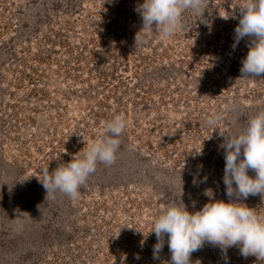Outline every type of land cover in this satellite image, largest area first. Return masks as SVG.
I'll return each instance as SVG.
<instances>
[{
	"label": "rangeland",
	"instance_id": "rangeland-1",
	"mask_svg": "<svg viewBox=\"0 0 264 264\" xmlns=\"http://www.w3.org/2000/svg\"><path fill=\"white\" fill-rule=\"evenodd\" d=\"M142 3L0 0V264H169L166 235L153 258L155 218L173 203L199 210L208 189L229 199L221 144L264 111V73L240 72L250 39L233 47L245 0H203L174 35L154 25L135 46ZM117 114L128 124L114 163L78 199L46 198L41 170L82 155ZM243 202L264 217L259 194ZM190 259L264 264L208 243Z\"/></svg>",
	"mask_w": 264,
	"mask_h": 264
},
{
	"label": "clouds",
	"instance_id": "clouds-1",
	"mask_svg": "<svg viewBox=\"0 0 264 264\" xmlns=\"http://www.w3.org/2000/svg\"><path fill=\"white\" fill-rule=\"evenodd\" d=\"M202 4L203 0H143L135 9L143 25L135 35V46L148 42L154 25L163 38L174 35L182 28L183 12L190 9L201 13ZM240 12L233 47L242 38L250 39L240 72L241 77L255 78L264 73V0H245ZM218 119L219 116L209 117L207 123L215 124ZM127 124L124 115H115L105 122L106 134L89 143L82 155L80 151L52 172L48 168L42 169L39 181L46 189V198H54L59 191L70 199H78L80 187L96 171L98 163H114L120 146L119 137ZM221 147L225 159L222 179L229 199H215L212 190L208 189L209 201L195 212L189 211L184 203L168 205L155 218L151 231L157 237L153 247L154 259L159 258L165 235L171 253L169 264H192L191 254L205 243L224 253L237 246L243 256H264V217L243 202L249 195L259 194L264 199V111L249 118L242 132L226 136ZM249 170L255 175H249ZM7 179L9 177L5 176ZM16 182L13 181V185Z\"/></svg>",
	"mask_w": 264,
	"mask_h": 264
},
{
	"label": "water",
	"instance_id": "water-1",
	"mask_svg": "<svg viewBox=\"0 0 264 264\" xmlns=\"http://www.w3.org/2000/svg\"><path fill=\"white\" fill-rule=\"evenodd\" d=\"M184 29H185V27H184Z\"/></svg>",
	"mask_w": 264,
	"mask_h": 264
}]
</instances>
